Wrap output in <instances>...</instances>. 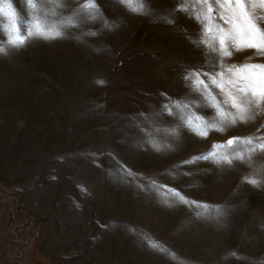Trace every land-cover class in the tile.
<instances>
[{"label":"rangeland","instance_id":"obj_1","mask_svg":"<svg viewBox=\"0 0 264 264\" xmlns=\"http://www.w3.org/2000/svg\"><path fill=\"white\" fill-rule=\"evenodd\" d=\"M33 2L0 0V153L13 162L0 173V264H264V150L249 152L264 143V110L207 136L181 126L180 115L219 122L213 107L161 115L168 98L199 95L184 79L189 70L212 71L207 45L193 43L202 26L177 10L183 0H147L149 14L95 0V18L79 11L84 0H61L54 11L48 0ZM10 16L21 34L38 21L63 35L13 46ZM245 63L264 65V55L247 48L224 58L226 67ZM233 137L254 143L227 145ZM214 144L218 155L244 159H190Z\"/></svg>","mask_w":264,"mask_h":264},{"label":"snow or ice","instance_id":"obj_2","mask_svg":"<svg viewBox=\"0 0 264 264\" xmlns=\"http://www.w3.org/2000/svg\"><path fill=\"white\" fill-rule=\"evenodd\" d=\"M29 6L35 8L36 4L33 0H28ZM53 11L56 8H62L64 5L61 0H48ZM121 3L130 8V10L139 14H149L151 11L147 0H121ZM256 9H264V0H183L181 4L177 5L178 11H183L202 26V37L200 40H194L193 43L200 45H207V51L213 54V63L211 65L212 71L202 72L198 70H189L184 79L190 81L191 91L198 93L196 99H188L187 102L173 101L168 98V103L161 105V115L167 113L169 116L176 117L183 113L186 109L195 107L200 104L202 107H213L220 117L219 122H207L202 117H195L201 123H195L193 118L188 115H180L181 126H188L193 128L199 135L207 136L209 129H216L224 131L220 124L236 125L237 122L248 123L255 120V113L264 110V65L259 64H243L239 67L234 65L224 64L225 57H231L233 52H242L247 48H255L257 55H264V28H261L259 21L264 19V16L256 15ZM87 10L88 15L84 18H95L98 12L95 0H84V4L80 6L79 11ZM219 17L224 21V25L216 23V18ZM15 17L10 16L13 31L15 33L9 40L13 46H22L25 43V36H39L46 39L56 38L63 35L62 31L56 25L51 27H43L38 21L34 22V30L30 29L28 32L21 34L19 29L15 28ZM171 23V20H167ZM71 24V19L68 20ZM94 35V33H91ZM0 53H5V49L0 47ZM219 59L220 71L215 70V61ZM215 85L221 90L226 97L224 103H228L235 110L234 113L226 114L223 110L222 104L216 101L215 96L211 95L209 84ZM103 84L102 80L97 81ZM264 127V126H262ZM175 133V129L169 130ZM261 138L256 137L255 140ZM234 142L245 144H253V137H233L227 141V145H232ZM152 147L157 151H162L169 145H162L156 141H151ZM220 145H213L212 149L197 157L196 159H212L217 164L231 165L234 159L243 160L244 156L236 154L218 155L216 148ZM255 148L264 150V143H256L254 148L249 149V152L254 151ZM190 161H182L181 163H189ZM129 174H131L129 172ZM249 183L258 185V181L252 177H245ZM155 185V181L151 182ZM172 194L179 198L183 203L197 205L207 210V205H200L196 201H188L175 189ZM217 209V215H221L220 206H214ZM204 212H197V215H203ZM151 247L164 252L158 243H151ZM171 255H175L172 253Z\"/></svg>","mask_w":264,"mask_h":264},{"label":"crops","instance_id":"obj_3","mask_svg":"<svg viewBox=\"0 0 264 264\" xmlns=\"http://www.w3.org/2000/svg\"><path fill=\"white\" fill-rule=\"evenodd\" d=\"M5 130V129H4ZM4 130H3V132H4ZM2 132V133H3ZM4 133H8V132H6V130H5V132ZM23 133H24V131L23 130H21L20 131V133L18 134V135H23ZM16 141H18V139H16ZM17 145V144H16ZM15 144H14V148H15V146H16ZM0 161H1V167L3 168V170L2 171H0V173L1 172H6V173H8V171L10 170V169H12V167H13V162L11 163L10 162V160H9V156L8 155H3V154H1L0 153ZM3 165V166H2Z\"/></svg>","mask_w":264,"mask_h":264},{"label":"trees","instance_id":"obj_4","mask_svg":"<svg viewBox=\"0 0 264 264\" xmlns=\"http://www.w3.org/2000/svg\"><path fill=\"white\" fill-rule=\"evenodd\" d=\"M18 207H19V206H18ZM18 210H19V208H18ZM18 210H17V211H18Z\"/></svg>","mask_w":264,"mask_h":264}]
</instances>
